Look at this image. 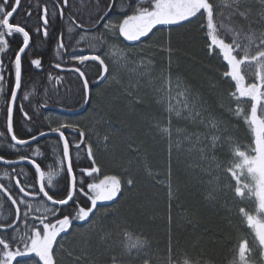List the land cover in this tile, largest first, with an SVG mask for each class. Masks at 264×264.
Wrapping results in <instances>:
<instances>
[{
  "label": "snow or ice",
  "instance_id": "1",
  "mask_svg": "<svg viewBox=\"0 0 264 264\" xmlns=\"http://www.w3.org/2000/svg\"><path fill=\"white\" fill-rule=\"evenodd\" d=\"M101 3L105 7L101 8ZM115 5L116 0H97V18L86 24L71 11V0H41L38 22L30 28L26 20L15 19L22 0H0V95L5 96L8 147L16 157L7 158L9 153L0 151V166L5 168L0 175V197L8 206L7 217L0 221V264H22L18 258L25 257L35 264H205L171 240L165 249L150 252L147 237L119 215L125 193L138 182L135 169L143 152L136 139L124 133L116 145L119 130L110 124L106 128L103 117L89 129L76 122L43 117L49 121L46 131L29 128L27 138L14 131V110L18 109L25 123L34 124L41 110L48 108L47 100L37 101L30 114L18 103L24 91L23 57L33 35L47 40L54 25L65 19L69 26L55 38L56 53L67 56L73 66L66 69L57 62L53 67L77 74L82 106L88 105L94 90L103 85L115 87L117 99L124 97L140 106L145 78L164 106L166 122L153 120L149 130L167 143V171L160 179V173H154L147 163L143 170L164 187L168 224L172 223L173 202L179 199V188L172 185L173 152L179 158L185 142L191 146L195 140L201 160L189 164V170L198 174L201 187H205L204 199L219 204L221 198L227 201L230 193L252 236L251 240L237 238L226 264H264V0H128L127 8ZM32 15L29 9L26 16L30 19ZM193 24L201 33L206 55L219 65L217 78L209 81L216 92L212 103L173 72L171 32ZM164 30L168 31L167 40L153 41ZM17 37L19 43L13 48ZM73 39L75 47L66 42ZM85 41L89 43L82 47ZM153 48L167 57L154 78L155 57L145 55ZM88 62L99 69L91 82L82 70ZM29 63L36 70L43 68L42 58H32ZM48 79L57 86L62 83L58 75L49 73ZM30 95L24 93L22 100L28 101ZM174 117L199 122L205 129L203 142L200 134L189 136L174 127ZM232 123L246 126L248 143L242 144L232 135ZM52 134L57 137V148L52 164L44 165L41 157H47L39 141ZM4 136L0 132V137ZM101 145L105 150L109 145L120 149V171H105L97 156ZM81 153L87 166L75 163ZM217 153L221 154L218 159ZM209 157L215 167L205 169L202 164ZM60 178L66 183L57 190ZM247 201L254 202V213L239 206Z\"/></svg>",
  "mask_w": 264,
  "mask_h": 264
},
{
  "label": "trees",
  "instance_id": "2",
  "mask_svg": "<svg viewBox=\"0 0 264 264\" xmlns=\"http://www.w3.org/2000/svg\"><path fill=\"white\" fill-rule=\"evenodd\" d=\"M41 0H22V7L19 15L15 17L18 21H27L28 26L34 27L38 22V12ZM73 5L71 11L77 13V18L86 24L90 20L93 22L97 18V0H71ZM100 7H105L101 3ZM128 7V0H116L115 8ZM33 12L29 19L26 16L28 10ZM115 20L116 16H112ZM102 23V22H101ZM67 19L58 21L53 30L50 31L49 40H43L41 36L33 35V43L27 55L23 57L24 63V83L23 93L19 95L18 103H23L25 110L32 114V109L36 107L37 101L41 103L47 100L48 108L42 109L41 114L33 123H25L18 109L14 113V131L18 136L27 138L29 128L47 130L48 117L52 121H72L81 124L85 129L91 128L97 119L103 117L106 121L105 127L110 124L113 128L119 130L114 143L119 145L120 136L127 133L129 136L137 140L141 144L143 155L141 156V164L137 165L135 171L138 177L137 186L131 192L125 193V198L118 206L120 216L127 217L133 224V227L139 229L151 242L150 252L156 253L165 249L171 240L173 245L179 247L180 250H186L198 259H203L205 264H226L229 257L231 247L236 243L240 236H247L250 240L252 236L247 225L242 223V218L237 211V201H234L231 194L228 199L221 198L219 204L208 203L202 193L205 187H201V181L197 173L189 170V164L201 160V156L196 151L198 144L193 140L189 146L187 142L182 146L183 151L177 158V153L173 152L172 157V185L179 188V199L173 202L172 206V223L167 221V198L164 187L154 182L148 177L144 170L143 164L147 163L151 166L154 173H160V179H163L167 171V143L160 139L154 131L149 130V123L153 120H167V113L164 106L158 101L151 88L148 87L147 78L141 81L144 87L141 89L140 95L144 98V102L140 106L130 104L129 100L120 97L116 98L115 87L103 85L93 92V99L88 104L84 112L79 113L83 108L81 103V81L77 74L69 71L65 74L56 72L53 65L57 62L61 63L64 68L70 69L73 63L67 56H57L56 53V36L59 31H65L68 27ZM78 35L76 39H78ZM168 38V31L158 32L153 41L164 42ZM20 37L16 38V43L12 45L16 48ZM76 46L75 39L66 41ZM88 41L82 43V47H86ZM171 46L174 49L173 56V72L178 74L189 87L204 96L209 103L215 101L216 92L209 87V81L217 78L219 65L217 61L211 59L204 51V41L201 33L197 30L196 25H186L184 27H176L171 32ZM146 56L155 57V68L153 70V78L159 74L160 67L166 62V55L156 52L155 48L145 53ZM42 58L43 68L41 71L34 69L29 61L32 58ZM82 70H86V75L90 82L95 79L96 73L99 71L94 63H88L82 66ZM62 77V83L58 86L54 81H49L48 75ZM47 90V95H45ZM7 85L5 86V93ZM24 93H31L28 101H23ZM5 96L0 95V129L5 133L4 137H0V151L9 153L7 158L15 159L14 154L8 147L10 141L7 139L6 132V116H5ZM51 108H59L56 111ZM227 120V116L224 117ZM174 127L182 128L189 136L200 134L201 143L203 142V134L205 129L199 122H193L186 119L172 120ZM41 125H44L41 128ZM232 135L242 144L248 143L246 139V126L242 124L232 123L230 125ZM42 151L47 159L41 157L44 165L52 164L54 149L57 148L56 138H46L39 142ZM35 147V145H33ZM27 151V150H26ZM120 149H113L112 145L105 150L101 145L97 152L98 159L105 165V171H120L122 161L119 158ZM221 154L217 153V159ZM75 159V157H74ZM80 166H87L88 161L84 153H81L80 159L75 160ZM202 167L205 169L214 168L215 164L211 157L203 162ZM28 171V166H24ZM5 170L4 166H0V175ZM19 170V169H17ZM48 171L49 169H45ZM63 178L59 179L56 184L57 190H62L65 186ZM0 221L7 217V204L4 203L3 197H0ZM240 207H247L248 210H255V204L247 201L239 204ZM22 264H35L30 257L21 258Z\"/></svg>",
  "mask_w": 264,
  "mask_h": 264
},
{
  "label": "bare ground",
  "instance_id": "3",
  "mask_svg": "<svg viewBox=\"0 0 264 264\" xmlns=\"http://www.w3.org/2000/svg\"><path fill=\"white\" fill-rule=\"evenodd\" d=\"M20 10V9H19ZM47 40H49L50 41V39L48 38ZM31 46H32V44L30 45V48H31ZM88 63H93V62H88ZM57 71L56 72H58V73H60V74H65V73H68V72H64V71H59L58 69H56ZM39 71H41V70H39ZM18 98H19V96H18ZM85 106V105H84ZM84 106H83V108H84ZM88 106V105H87ZM83 108L79 111V113H82V112H84V110L87 108H85L84 110H83ZM51 109H53V110H56V111H61V109H59V108H51ZM14 113H15V110H14ZM0 132H1V129H0ZM46 138H56L57 139V137H55V136H50V137H46ZM46 138H44V139H46ZM7 139L10 141V136H9V134H7ZM44 139H42V140H44ZM42 140H40V141H42ZM39 141V142H40ZM24 166H27V165H24Z\"/></svg>",
  "mask_w": 264,
  "mask_h": 264
},
{
  "label": "rangeland",
  "instance_id": "4",
  "mask_svg": "<svg viewBox=\"0 0 264 264\" xmlns=\"http://www.w3.org/2000/svg\"><path fill=\"white\" fill-rule=\"evenodd\" d=\"M257 11V7L254 5L253 6V15L255 16V13ZM225 15H227V12H225ZM18 259H21V258H18Z\"/></svg>",
  "mask_w": 264,
  "mask_h": 264
},
{
  "label": "water",
  "instance_id": "5",
  "mask_svg": "<svg viewBox=\"0 0 264 264\" xmlns=\"http://www.w3.org/2000/svg\"><path fill=\"white\" fill-rule=\"evenodd\" d=\"M59 71H60V70H59ZM64 72H69V71H64ZM86 107H87V105L84 106L83 110H84ZM50 136H55V134L49 135V136H47V137H50ZM55 137H56V136H55ZM44 138H46V137H42V138H40V140H42V139H44Z\"/></svg>",
  "mask_w": 264,
  "mask_h": 264
}]
</instances>
